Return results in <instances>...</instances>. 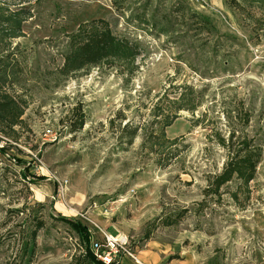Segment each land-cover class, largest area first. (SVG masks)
Instances as JSON below:
<instances>
[{
  "label": "rangeland",
  "instance_id": "obj_1",
  "mask_svg": "<svg viewBox=\"0 0 264 264\" xmlns=\"http://www.w3.org/2000/svg\"><path fill=\"white\" fill-rule=\"evenodd\" d=\"M24 7L32 17L11 59L26 127L0 153V264H75L84 247L61 218L87 227L92 251L119 235L135 259L264 264V13L232 0ZM95 26L138 47L133 68L109 61L64 77L65 54ZM183 92L200 105L166 129L180 139L166 158L143 141ZM244 141L260 154L253 180L212 194Z\"/></svg>",
  "mask_w": 264,
  "mask_h": 264
},
{
  "label": "trees",
  "instance_id": "obj_2",
  "mask_svg": "<svg viewBox=\"0 0 264 264\" xmlns=\"http://www.w3.org/2000/svg\"><path fill=\"white\" fill-rule=\"evenodd\" d=\"M32 1L34 0H17V5L23 6L16 10L10 9L0 1V142L3 143L0 147V153L2 154L9 148L10 143H17L20 140L21 133L26 127L23 114L27 108V103L15 95L18 74L11 57L14 50L13 41L23 36L22 26L24 22L32 17L24 5ZM232 1L238 6L250 9L256 8L264 13V0ZM204 22L208 24L207 21ZM139 54L140 51L136 45L117 38L107 27L99 28L95 26L85 42L74 46L65 54L64 64L59 72L65 77L78 73L83 69L98 67L109 61L132 69ZM190 94H192V91ZM190 94L179 93L177 99L169 101L171 107L166 112H154L155 118L160 116L161 118L157 121L158 126L155 133L146 137L143 143L149 144L151 150L155 149V153H160L161 156L164 155L166 158L170 157L171 154L173 155L171 148L179 143L180 139L173 138L169 140L166 137V129L170 128L179 117L180 111L186 110L194 113L197 110L200 101L196 102V98ZM136 135L137 129L132 130L131 137L135 138ZM241 148L239 154L237 151L232 157L229 156L222 167V172L209 183V192L214 195L220 194V188L233 178L244 185L253 180L255 167L260 158L259 151L246 141L241 144ZM241 152L244 153L243 157H240ZM61 220L71 225L72 230L84 247L83 254L75 260V264H105L97 260L89 245L91 235L87 227L77 221H68L65 218H61ZM111 264L120 263L114 262Z\"/></svg>",
  "mask_w": 264,
  "mask_h": 264
},
{
  "label": "built area",
  "instance_id": "obj_3",
  "mask_svg": "<svg viewBox=\"0 0 264 264\" xmlns=\"http://www.w3.org/2000/svg\"><path fill=\"white\" fill-rule=\"evenodd\" d=\"M126 238H121L119 235L115 238L106 237V241L102 244V249L99 250L98 245L94 244L95 249L93 250L95 257L98 261H102L105 264H111L114 262L120 263L121 261L116 260L118 255L122 253L127 258H132L137 261L133 254L126 249Z\"/></svg>",
  "mask_w": 264,
  "mask_h": 264
},
{
  "label": "crops",
  "instance_id": "obj_4",
  "mask_svg": "<svg viewBox=\"0 0 264 264\" xmlns=\"http://www.w3.org/2000/svg\"><path fill=\"white\" fill-rule=\"evenodd\" d=\"M158 259L159 258L156 254L144 251L138 256V258H136L137 261H135V263L133 262V264H165L167 263V260L160 262V260ZM180 263H183V262L180 261ZM120 264H124V263L120 262Z\"/></svg>",
  "mask_w": 264,
  "mask_h": 264
}]
</instances>
